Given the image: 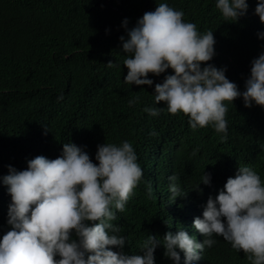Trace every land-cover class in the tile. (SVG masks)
<instances>
[{
  "label": "trees",
  "instance_id": "trees-1",
  "mask_svg": "<svg viewBox=\"0 0 264 264\" xmlns=\"http://www.w3.org/2000/svg\"><path fill=\"white\" fill-rule=\"evenodd\" d=\"M246 2V14L234 22L223 17L217 0H0V239L11 230V196L3 183L9 166L23 171L37 156L61 157L64 143L81 147L98 164V145L127 141L143 177L125 210L112 209V223L126 243L110 250L143 255L148 235L163 243L166 233L178 230L202 243L193 221L239 167H251L264 183V107L254 101L245 107L242 97L225 102L226 140L213 125L192 130L188 115L170 114L165 102H155V84L172 69L149 74L151 86L125 83L128 54L120 37L127 40L145 12L166 3L183 11L184 21L195 23L201 34L213 32L215 55L208 63L226 69L243 92L252 61L264 54L258 0ZM146 107L163 110L152 116ZM204 173L210 174L209 185L202 183ZM172 175L185 196L173 198ZM212 238L216 243L188 264H251L222 237ZM164 253L158 245L155 264H176ZM180 257L179 264H186L183 252Z\"/></svg>",
  "mask_w": 264,
  "mask_h": 264
},
{
  "label": "clouds",
  "instance_id": "clouds-1",
  "mask_svg": "<svg viewBox=\"0 0 264 264\" xmlns=\"http://www.w3.org/2000/svg\"><path fill=\"white\" fill-rule=\"evenodd\" d=\"M216 7L226 20L236 22L246 14L248 4L246 0H217ZM255 14L264 23V0H258ZM183 17V11L160 3L138 19L127 40L120 37L128 54L124 81L151 86L149 74L159 76L172 69L174 74L155 84L156 104L165 102L170 114L188 115L192 130L213 125L226 140L225 102L233 104L242 97L245 107H251L253 101L264 107V54L252 61L246 90L241 92L226 77V69L208 63L215 55L213 32L201 34L195 23L185 22ZM127 23L125 20V27ZM260 35L264 38V33ZM162 110L144 109L152 116ZM137 159L127 141L120 146L98 145V164L81 147L64 143L61 157L37 156L23 171L9 166L3 183L11 196V230L0 239V264H155L154 252L161 244L166 257L179 264L183 252L188 264L200 259L206 246L216 243L214 235L242 251L251 264H264V183L248 166L239 167L218 195L208 198L202 218L194 219L193 227L203 236L202 243L178 230L175 235L166 233L163 243L148 235L141 245L143 255L110 250L123 249L126 243V237L118 235L120 227L112 223L117 219L112 209L123 212L141 181L143 170ZM168 179L173 198L186 195L175 183L177 176ZM210 179V174L204 173L202 183L209 185ZM151 192L149 186V195Z\"/></svg>",
  "mask_w": 264,
  "mask_h": 264
}]
</instances>
